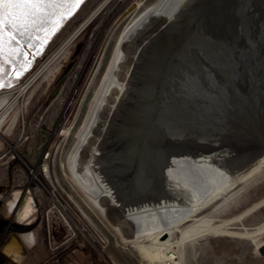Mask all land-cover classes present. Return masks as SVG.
Returning a JSON list of instances; mask_svg holds the SVG:
<instances>
[{
	"label": "rangeland",
	"instance_id": "1",
	"mask_svg": "<svg viewBox=\"0 0 264 264\" xmlns=\"http://www.w3.org/2000/svg\"><path fill=\"white\" fill-rule=\"evenodd\" d=\"M156 1L86 0L77 14L54 36L43 55L36 58L32 70L20 83L0 90V96L8 97L0 114L9 108L0 128V217L7 214L18 221L17 212L26 198L29 201L31 199L33 206V212L24 224L31 223L32 230L20 235L8 234L5 245L0 248V264H149L143 260L134 244L123 239L77 187L67 160L76 141L75 134L83 114L103 75L119 34L142 10ZM247 3L251 6L249 1ZM251 9V16L254 15L252 22L249 25L237 23L234 29L222 30V38L219 37L218 42H212L214 50L210 54L213 59L210 54L205 53L202 55L203 61H200L210 71L206 72L207 79L214 83L207 90L203 89L210 95L204 97L205 103L212 109L217 107L219 114L204 113L202 119L185 122L178 116L172 117L176 124V134L188 138L187 142L178 145V153L206 150L221 138L225 140V144L223 140L222 145L211 147L215 150L206 156L207 165L210 161L213 163L215 157L222 159L224 154L225 159H228L224 166L229 168L231 165L229 169L232 172L238 171V176L231 179L230 187L221 195L222 198L199 215L210 217L214 222L212 225L200 227L195 218H191L180 230H194L192 235L182 240L178 229L173 232L171 244L177 251L183 250L187 264H264V165L246 177L259 166L257 161L248 164L249 159H254L259 154L254 148L264 143V14ZM261 32L263 33L260 34ZM233 35L236 36L232 41L229 36ZM62 47L65 51L51 69L38 77L31 89L21 92V88ZM26 49L30 52L29 47L26 46ZM31 55L34 58L32 53ZM207 57L210 58L208 63L205 61L208 60ZM59 83L61 85L55 92ZM225 87L229 92L221 95L216 92ZM204 99L199 96L188 99L186 103L191 107H200L204 105ZM233 99L235 100L232 101ZM226 104L232 107L223 110L222 107ZM14 119L16 123L8 131ZM219 120L221 125L217 126ZM243 123L251 124L252 128L249 134L244 132L246 135L240 136L237 132L240 131L239 125ZM219 127H224L226 132ZM63 128L70 130L69 136L61 133ZM203 132L208 135H202ZM197 136L204 138L200 140ZM250 139L253 141L250 142ZM245 142L248 145L239 150V156L230 154L234 146L244 145ZM217 149L221 155L217 153ZM47 152H50L52 180L51 183L44 181L47 184L45 188L40 182L32 180L30 170L36 169L43 181L38 168ZM262 154L264 156V152ZM220 163L218 170L223 167V162ZM114 164L116 168V160ZM185 165L179 170L182 173ZM120 167L122 169L124 166ZM147 171L150 172L143 174V177L148 180L155 178V170L149 168ZM242 177L245 178L240 180ZM133 179L126 174L117 178L123 198H131L132 204L139 197L138 186L141 184L136 182L137 176ZM24 187H27L26 195L23 193ZM53 187L61 203L51 196L49 191H53ZM22 194L25 196L20 201L21 206L19 204L18 211L12 213L11 205L16 204ZM30 232H34L37 241L31 249L22 241V236ZM13 238L24 245L20 259L8 256L3 251ZM149 243L145 242L143 245L147 246Z\"/></svg>",
	"mask_w": 264,
	"mask_h": 264
},
{
	"label": "bare ground",
	"instance_id": "2",
	"mask_svg": "<svg viewBox=\"0 0 264 264\" xmlns=\"http://www.w3.org/2000/svg\"><path fill=\"white\" fill-rule=\"evenodd\" d=\"M83 2L84 0H79L77 4L76 0H64V2L55 6V9L47 8L38 18H31L35 22H30L26 25L27 31L24 32L23 36L14 30L12 24L8 23V21H13L16 23L17 27H19L22 21L17 18L21 16L25 9L16 4L8 3L7 0H5L4 3H0V19L5 21L2 52H0V90L15 87L20 83L22 78L32 70L36 58L43 55L54 36H56L66 23L77 14L86 1ZM195 2L196 0H157L153 5L142 10L124 27L117 38L116 44L103 75L99 83H97L98 86L88 104L87 110L83 114L82 122L75 134L76 141L67 160L68 169L77 187L87 195L111 226L122 235L123 239L134 244V247L143 260L147 261L149 264H187L184 261L183 250L182 252H180V250L177 251L175 246L171 244L173 232L178 229L177 231L181 234L182 240L188 237V235H192L194 230L189 232L187 230L185 232L180 230L181 226L191 218H195L197 225H200V227H204L207 224L212 225L214 222L210 217H199V215L218 199L222 198L221 195L230 187L231 179L238 176V171L232 172L233 170L231 171V169H229L232 167L231 165L229 168L224 166V162H228L224 154H222V159L221 157H215L216 160H214L213 163L209 159L210 162L207 165L208 159H206V156L214 152L215 149L211 147L214 148L216 144L222 145L224 139L222 140L221 138L218 140L219 142H214L213 146H209L206 149L208 151L191 150L192 152L190 153L181 154L180 152L178 153V145L188 140V138H184V136L179 133L176 135L172 134L168 139L169 144L166 150V159L156 164L151 162V158L148 160L150 156L145 158L140 154L128 159L120 157L118 150H116L115 143L112 140L113 135L116 133V129L119 127V122L123 119L122 116L125 115V109H128L130 106L129 98L132 94L136 77L140 67L143 65V61H145L144 58L150 53L153 43L164 31L176 24H180L183 14L188 11ZM243 12L247 14L240 13L235 17L233 29L237 27V23L241 24V21H244V23L246 22L244 25H249L250 22H252L254 15L251 16V13L248 12L246 8L245 10L243 9ZM230 22V26L234 24V20H230ZM230 26L228 29H230ZM20 30L23 31L24 29L21 28ZM11 35H15L16 39L11 40ZM235 36L229 37L233 41V37ZM26 46L30 48V52L26 49ZM64 51L65 48L62 47L49 63L46 64L37 75H34L28 84L21 88V92H25L29 88L31 89L37 78L45 71L50 70L56 61L61 58ZM31 53L34 58H32ZM209 59L210 58L204 60L208 63ZM243 66H245V61ZM215 68H217V66ZM208 71L209 70H207V73ZM18 73H20L19 76H17ZM198 73L199 74H196L197 80L194 82L189 83L186 79L181 82V86L184 88L182 89L181 87V90H185L186 92L184 85L187 82L192 90L195 91L190 99H195L199 96H203L204 99V97L210 96L205 92L209 87L213 86V82L207 79V73L203 68L199 69ZM218 82L217 84L220 83ZM214 87L216 86L214 85ZM204 88H206L205 91H203ZM222 90H217L216 92H219V95H221L228 91L226 87ZM7 100V96H0V111L5 107ZM203 102L204 105H200V107L192 106L190 110H188V113H184V115H180V108H176L175 105L172 106L170 112L176 113L181 121L184 122L191 119H202L204 113L208 114L211 112L219 114L220 111L217 107L212 109L211 106L208 107V104L205 103V99ZM228 108L229 107H222L223 110H228ZM8 111L9 108L0 114V128L5 122ZM16 119L13 120L8 131L12 129ZM220 122L219 120L217 126L221 125L219 124ZM223 128L224 127H221L220 129L224 131ZM239 128L240 131L238 130L237 134L241 136L249 134L252 127L249 123H243L239 125ZM69 131L70 130H65L63 128L61 133L65 136H69ZM244 132L246 134H244ZM204 134H206L205 136L208 135L207 132H203L202 135ZM198 138L203 140L204 137L202 138L201 136ZM252 141L253 140L250 139V142ZM224 142L225 140L223 144H225ZM245 145L247 146L248 143L234 146L230 154L233 155L234 153L233 156H235L240 152V149L246 147ZM1 147L2 144L0 142V149ZM254 149L259 151V154H257V157L254 159H249L248 164L252 161H257L259 162V166L251 170L246 177L251 176L261 165H264V156L262 154L264 152V143L256 146ZM11 150L13 151L14 148H11ZM218 151L217 153H220V151ZM237 156L239 155L237 154ZM232 158L236 159V157ZM49 160L50 152L47 156L43 157L42 164L38 168L43 176V181L38 175V171L36 169L30 170V166L27 165L30 172H32V180L40 182L45 188H47V184H45L44 181L50 182L52 180ZM114 160H116L118 164H116V168ZM118 160L120 162H117ZM220 162H223V167L218 170L217 166H220ZM128 163L129 167L127 166ZM122 165L124 167L121 169L120 166ZM125 165L128 170L125 168ZM184 165L185 169L182 173L179 170H181ZM63 167L65 168L64 165ZM149 168L155 170V178H151L150 180L142 176L150 172L147 171ZM217 170L219 172H217ZM124 173L126 176L131 175V178L134 179L137 176L138 179H136V182L141 183L138 186L139 197L133 204L131 198H123L121 189L118 187L120 183H117V178H120L121 174L124 176ZM244 178L245 177H242L240 180ZM54 190L55 188L53 187V191H49L51 196L55 198L56 202L61 203ZM26 199L22 206L20 204L21 199H19L17 201L18 205H16V202V204L10 207V211L16 213L20 204L21 207L17 212V219L22 224L28 221L29 216L33 212L31 199L30 201ZM118 199H120L121 202ZM31 230L30 226V231ZM22 241L30 249L33 248L37 242L34 232L23 235ZM145 242L150 243L144 246L143 243ZM23 247L24 245H22L17 238H13L4 251H6L8 256L20 259ZM181 248H183L182 243Z\"/></svg>",
	"mask_w": 264,
	"mask_h": 264
},
{
	"label": "water",
	"instance_id": "3",
	"mask_svg": "<svg viewBox=\"0 0 264 264\" xmlns=\"http://www.w3.org/2000/svg\"><path fill=\"white\" fill-rule=\"evenodd\" d=\"M245 8L250 13L253 8L257 13L264 14V0H196L183 14L180 24L164 31L156 39L139 69L129 98L130 106L125 109V115L113 135L112 140L120 157L128 159L140 154L145 158L150 156L148 160L151 158L155 164L166 159L169 136L176 135L172 117L178 115L170 112L172 106L180 108V115L188 113L191 105L186 101L195 91L187 82L197 80L199 69L207 72L208 68L200 62L202 55L205 52L209 55L214 50L212 42H218L221 31L228 30L230 20H234L235 24V17L245 13ZM245 23L241 21V25ZM185 79L186 92L181 90V82ZM227 106L232 107L224 105ZM26 192L27 187H24L23 193ZM28 230L30 225L26 226L13 217H0L1 243L9 233L20 235Z\"/></svg>",
	"mask_w": 264,
	"mask_h": 264
},
{
	"label": "snow or ice",
	"instance_id": "4",
	"mask_svg": "<svg viewBox=\"0 0 264 264\" xmlns=\"http://www.w3.org/2000/svg\"><path fill=\"white\" fill-rule=\"evenodd\" d=\"M5 0H0V3H4ZM8 3H13L18 6H21L25 9V11L22 12L21 16L17 19L21 20V24L19 27H17L16 23L13 21H8V23L12 24V27L14 30L19 32L21 36L24 35V32L27 31L26 25L28 23H34L35 21L31 18L33 17H39L42 13L45 12L47 8H53L55 9V6L58 4L64 2V0H7ZM77 4L79 3V0H76ZM5 21L3 19H0V52H2V44H3V28H4ZM23 28L24 30L21 31L20 29ZM11 40H15L16 36L11 35ZM20 73L17 74L19 76Z\"/></svg>",
	"mask_w": 264,
	"mask_h": 264
},
{
	"label": "flooded vegetation",
	"instance_id": "5",
	"mask_svg": "<svg viewBox=\"0 0 264 264\" xmlns=\"http://www.w3.org/2000/svg\"><path fill=\"white\" fill-rule=\"evenodd\" d=\"M15 153H16V151H15ZM17 156H19V155L17 154ZM22 160H23V159H22ZM22 160H21V161H22ZM27 165H28V163H27ZM27 165H26V166H27ZM29 166H30V165H29ZM30 185H31V183H30ZM24 194H25V193H24ZM23 198H24V196L22 195V196L20 197V199L23 200ZM11 217L14 218V216H11ZM29 225H30V223H29L28 225H26V226H29ZM30 226H32V225H30ZM29 231H30V230L25 231V232H23V233H27V232H29ZM0 241H1V239H0ZM4 243H5V240H4L3 243L0 242V248L2 247V245H5ZM3 251H4V249H3ZM5 254H6V253H5ZM6 255H7V254H6Z\"/></svg>",
	"mask_w": 264,
	"mask_h": 264
},
{
	"label": "crops",
	"instance_id": "6",
	"mask_svg": "<svg viewBox=\"0 0 264 264\" xmlns=\"http://www.w3.org/2000/svg\"><path fill=\"white\" fill-rule=\"evenodd\" d=\"M2 218H7V219H8V218H10V217H8L7 214H5L4 217H2ZM16 235H17V234H16ZM7 236H8V235L5 236V239H6Z\"/></svg>",
	"mask_w": 264,
	"mask_h": 264
},
{
	"label": "built area",
	"instance_id": "7",
	"mask_svg": "<svg viewBox=\"0 0 264 264\" xmlns=\"http://www.w3.org/2000/svg\"><path fill=\"white\" fill-rule=\"evenodd\" d=\"M48 153H49V152L45 153L43 157L47 156Z\"/></svg>",
	"mask_w": 264,
	"mask_h": 264
}]
</instances>
